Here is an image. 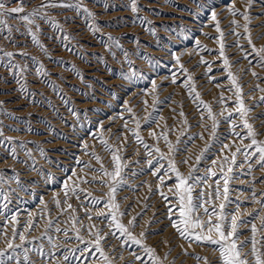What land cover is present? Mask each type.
Wrapping results in <instances>:
<instances>
[{
    "label": "rangeland",
    "instance_id": "1",
    "mask_svg": "<svg viewBox=\"0 0 264 264\" xmlns=\"http://www.w3.org/2000/svg\"><path fill=\"white\" fill-rule=\"evenodd\" d=\"M23 2L25 12H30L43 0ZM6 3L10 7L17 6V0H6ZM84 3L104 25L100 33L89 31V21L82 13L55 8L46 10L48 17L58 22L63 31L48 19L37 17L34 24L28 25L19 19L8 18V24L13 28L11 37L4 39L8 35L6 29L0 34V49L15 54L9 60L0 52V102L3 104L0 125L4 133L0 138L3 140L0 173L4 174V180L0 181V233H3L0 249L6 248L5 237L12 239L15 228L17 233H23L32 241L25 247H43V258L34 250L29 252L33 264H102V258L94 248L91 253L84 251L81 255L80 250L86 245L76 239L72 218L76 217L75 226L86 242L95 238L90 234L89 226L94 225L92 233L115 231L109 229L104 216L96 215L97 211L108 213L104 201L109 189L106 183L102 186L101 181H107V177L98 174L100 163L91 153L95 152L109 171L113 169L111 154L99 142L103 138L112 149L119 150L122 163L127 164L123 172L126 183L116 191L120 211L126 213L121 222L127 224L135 217L137 227L133 234L139 237L144 231L146 245L154 248L161 259L167 255L164 264H203L196 256L206 257L209 264H219V253L213 251L214 245L180 237L172 228L168 209L172 207L175 211L178 206L167 204L161 197L160 191H163L174 201L168 187L162 186L158 177L169 171L163 179L166 185L173 186L175 177L168 170V160H161L159 153L153 151L159 147L167 156L169 149L162 138L157 140L151 133L159 136L162 131L173 129L168 133V139L175 148L171 158L177 168L185 176L191 167L199 168L194 175L201 179L192 190L193 202L203 204L196 212L197 216L208 219L204 208L218 215L223 212L229 220L236 214L241 225L238 229L240 241L251 236L249 221L255 223L257 239L260 238L261 221H253V216L258 211L264 215V169L255 163L258 153L245 161L244 156L236 152L237 148L252 152L254 147L246 148L250 139H242L247 129L236 111L235 93L239 87L244 105L250 109L245 118L258 133L257 139L264 141V102L260 99L264 96L260 91L264 89V67L247 39L250 34L257 49L264 47V0H254L248 10L250 33L244 30L243 16H233L230 11L235 8L238 13H243L247 0H138V7L142 9L138 14L130 11L129 0H84ZM212 10L217 13L221 32L216 31ZM29 29L36 33L51 59L33 43ZM65 34L70 38L65 39ZM109 35L119 39L123 51L115 45H111L110 50L106 47L110 42L104 38ZM221 43L224 45L223 57L220 56ZM32 57L44 65L50 74L48 77L36 75L38 65ZM12 64L20 65L26 71L21 73L12 68ZM229 72L236 77V86L232 84ZM188 75L219 121L215 138L210 135L212 121L207 111L183 86ZM25 83L27 90L21 91V85ZM221 96L224 103H220ZM154 99L157 101L155 108ZM181 111L184 117L179 115ZM229 112L232 113L231 122L225 119ZM149 116L150 120L146 122L145 117ZM185 118L186 128L182 125ZM233 125L236 126L234 131ZM182 128L184 134L180 135ZM133 131L139 133L148 148L137 141ZM177 136H180L179 143ZM21 143L24 148L20 147ZM206 147L207 151L196 165V156ZM13 148L16 159L10 155ZM232 153H236L234 165ZM225 157H228L227 163H224ZM149 159L153 161L151 167L147 163ZM184 160L188 163H183ZM157 169V175H153ZM225 173L231 178L227 199L222 179ZM66 184L69 189L76 188L78 196L69 192L66 197ZM217 189L219 197L216 196ZM201 192L204 195L199 198ZM92 197L100 203L93 205ZM68 204L72 205L71 209ZM221 204L225 206L223 209ZM176 218L173 215L172 219ZM212 220L215 223L217 216ZM49 221L52 227L48 226ZM56 228L61 231L57 232ZM65 229L67 237L64 236ZM116 236H120L119 232ZM49 237L60 247L52 249ZM124 239L108 235L107 240L101 241L105 253L115 256L113 264H139L130 255L132 252L140 255L146 264H152L138 245L129 242L121 248ZM13 243H21L18 236ZM73 248L77 249L75 255L64 261L63 253ZM250 250L251 244L244 248L245 253ZM16 251L22 261V249ZM120 255L123 260L119 259ZM248 259L251 261L252 257ZM6 264H15V260Z\"/></svg>",
    "mask_w": 264,
    "mask_h": 264
},
{
    "label": "snow or ice",
    "instance_id": "2",
    "mask_svg": "<svg viewBox=\"0 0 264 264\" xmlns=\"http://www.w3.org/2000/svg\"><path fill=\"white\" fill-rule=\"evenodd\" d=\"M254 0H247V4L245 6V11L243 13H238V11L235 8H231V14L233 16L236 15H242L243 19L246 21L244 25V30L246 33H250V29L248 27L251 18L248 14V10L251 8ZM106 7V6H105ZM130 11L134 14H138L142 9L138 7V0H129L128 5ZM26 5L24 4L23 0H17V6L10 7L8 3H6V0H0V26H3L2 29H0V34H2L3 30H7L8 35L4 36V39H10L11 33L13 32V28L8 24V18L12 19H19L21 21L26 22L28 25H32L35 22V18L39 17L41 19H48L49 23H51L54 27L60 29L63 31L61 26L58 24V22L51 20L48 17L47 9H55V8H62V9H71L75 10L77 14H83L84 18L89 21L87 24V27L89 31H91L93 34H97L101 32V29L104 25H101L97 21L96 15L89 10L88 7L85 6L84 0H43V2L36 8H33L30 12H25ZM22 14V15H21ZM211 18L213 21L216 22V31L221 32V29L219 27L220 21L218 19L217 13L215 10L211 11ZM143 22V19H142ZM235 23V21H233ZM19 31V29H17ZM29 32L32 37V41L35 45H37L43 52V54L48 58L51 59V55L49 54L47 48L44 47V45L40 44V41L37 39V35L35 32H32L31 29H29ZM222 35V33H221ZM65 39H69L70 37L65 34ZM106 39L108 42H110L109 45H106V47L109 48L111 45H115L117 48H121V44L118 38L112 37L111 35L107 36ZM248 43L252 46V51L255 53V55L258 57L259 62L262 67H264V47H261L257 49L255 45L252 43L250 34L247 37ZM14 43V41H12ZM197 47H200L199 41H196ZM220 56H224V45L221 43L220 45ZM123 51V49L121 48ZM0 52L3 53V56L11 58L15 55L12 52H6L3 49H0ZM20 55L24 56L27 55L26 53H20ZM114 55V53H113ZM125 56H127V52L124 53ZM32 60L34 63H36L38 66L36 68V75L38 77L46 78L50 74L45 70L44 65L38 61H36L35 57H32ZM177 62H179V58L177 57ZM203 62V61H201ZM57 63H62L61 61H57ZM224 64L227 67L228 61L225 58ZM12 68H17L21 73L26 71L24 67H21L20 65L12 64ZM181 68L183 69V65H181ZM73 71H75V68H73ZM185 73H187V69H183ZM253 76L256 75L255 72L252 73ZM79 76V73H77ZM134 75V73H133ZM229 78L234 86H236V77L232 75L231 72L228 73ZM127 78V77H126ZM19 83L20 81L17 80ZM175 78H173V83H175ZM189 94L192 96L194 101H198L199 105H202L203 108L207 111L208 118L212 121L211 124V132L210 135L212 138H215L216 130L219 124V121L217 120L216 116L213 114L212 108L209 104L204 103V101L201 99L199 92L196 91L195 88V82L193 81L191 75L187 76V80L184 82L183 85ZM53 87H55L53 85ZM155 83H153V88L155 89ZM21 91H25L26 89V83L21 85ZM260 91L264 92V89H260ZM236 111L239 113V117L243 123V127L247 129V133L245 137L242 139H250V143L246 145V148H253L254 151L247 152V151H241L240 148L236 149V152H240L241 155L244 156L245 161H248L251 159L252 156H256L258 153V157L255 161V163L259 164L262 169H264V141L258 140L257 135L258 133L254 130L252 125H250L245 118L250 111V109L246 108L243 102V99L241 98V89L239 87H236ZM261 101L264 102V96H262ZM156 100H153V107L155 108ZM145 104L147 101L144 102ZM220 103H224V97H220ZM3 107L2 102H0V108ZM131 111V109H129ZM181 117H184V112L181 111L179 113ZM220 115H223V112L220 113ZM232 117V113L229 112L228 116L225 117L226 120H229V118ZM162 119V117H161ZM203 119V117H202ZM149 117H145V121H149ZM229 122H231L229 120ZM187 119L185 118L182 121V125L184 128L187 127ZM137 129L140 128L139 121L136 122ZM235 125H233V131L235 129ZM170 131H173V129H167L165 131H162L159 136H157L155 133H151V135L155 136L157 140L163 139L169 149V154L166 156L165 153H163L159 147H155L153 149L154 152L159 153L160 159L168 160V170H170V173L174 174V186L173 185H166L163 179V176L169 175V171H165L162 176L158 177V180L160 181V184L162 186L168 187V192L172 194L173 200H170L169 197L163 192L160 191L161 197L167 202V204L171 205L175 203V205L178 206V208L174 211L172 207H169L168 209V218L171 221L172 228L175 229L176 233L185 239H188L191 237L198 243H204L208 245H214L213 251H217L219 253V264H264V215H262L259 211L255 213L253 216V221L256 219H259L261 221V228L259 231L261 232V236L259 239H257V232L258 229L254 222L249 221L248 223L251 224L250 232L251 236L248 240H245L243 242L240 241V235L238 229L241 226L240 223L237 220V215L232 214L231 219L229 220L227 215L223 214L221 212L219 215L215 212H209L207 208H204V215L208 217L207 220H204L202 217H199L196 215V212L199 208L203 207V204H197L193 202V196H192V190L194 187L198 185L200 182L199 177L195 176L194 173L199 171L198 167H191L189 174L187 176L183 175L179 169L177 168L175 164V160L171 158V154L175 151L174 145L172 142L168 139V133ZM184 131L183 128L181 129L180 135H183ZM133 135L139 141L145 148H148L149 146L144 143L143 139L140 137L139 133L137 131H133ZM236 135H239L238 133ZM4 136L3 133V127L0 125V138ZM200 138L203 139V135H200ZM101 145L105 148L106 151H108L112 156V162H113V169L109 171L103 163L101 162V158L96 155L95 152L91 153V156L97 160L98 163H100V169L97 170L98 174L107 177V181H101V184H107L108 192H107V199L104 201V207L108 209V213L106 214L103 211H97L96 215L97 217L104 216L108 221V227L109 229H115V231H110L107 234H103L100 230H97L95 233L91 232V229L94 227V225L89 226V232L90 234L94 235V240L91 241H84L83 237L80 235V230L75 225L78 222L76 217H73V228L76 231V239L80 241L81 243H85L86 248L81 249V255L84 254V251H88L91 253L92 248L95 249V252L100 254V257L102 258V264H113L115 260V256H109L105 253L104 248L101 245V241L107 240V236L111 235L115 237L116 239H120V237H124L125 239L121 242V248H124L126 244H135L138 245L143 249V252L148 256V258L151 260L152 264H164V261L167 259V255L161 259L156 254V251L154 248L149 247L146 245L144 238L146 236V233L144 231H141L139 234V237L133 234V230L135 227H137L136 224V218L133 217L128 221L127 224H124L121 222V217H123L126 213L120 211V204L116 200V191L117 188H119L121 185L126 183V177L123 175L124 168L127 167L126 163H122V157L118 155L119 150H114L112 147L108 144L107 141H105L103 138H100ZM180 142V136H177V143ZM3 143V140H0V144ZM9 143L11 141L9 140ZM21 148H24V144H20ZM87 148V145H85ZM224 148H228V145H223ZM207 151V147L202 150L197 156H196V165H199L201 158L204 156V153ZM10 155L14 159H16V150L15 148L12 149ZM28 155H31V153H28ZM149 156L152 155L151 152L148 153ZM236 159V153H232V160L231 163L234 165ZM228 162V157H225L224 163ZM148 165L151 167L153 165V161L149 159L147 161ZM183 163H188L187 160H184ZM216 161H213V164H215ZM161 167H163L161 165ZM242 167V165H241ZM157 169L153 172V175H157ZM210 171V170H208ZM221 171H223V165H221ZM228 171L231 172L232 168L229 167ZM249 171H251V165L249 166ZM75 175V173H73ZM212 175H215V173H212ZM95 180V177L93 178ZM224 180V195L225 199H227L228 194V182L230 177L225 175L222 177ZM4 180V174L0 173V181ZM87 183V181H82ZM191 182V183H190ZM17 183L19 181L17 180ZM219 183V181H217ZM66 191L65 196H68L69 192H72L73 195H77L76 188L69 189L67 184L65 185ZM83 191V189H81ZM91 196V193L88 194ZM204 195L203 192L200 193V197L202 198ZM216 196L219 197V190H216ZM198 198V199H199ZM5 199H7V194H5ZM253 201L256 202L255 193H253ZM56 203L59 205L60 201L57 200ZM91 203L93 205H98L100 203V200L96 197H92ZM6 206V205H5ZM225 206L223 204L220 205V208L223 209ZM264 207V205H262ZM68 208L71 209L72 205L68 204ZM73 211H75L73 209ZM173 215H175L177 218L172 219ZM249 215H252L249 213ZM213 216H217V220L214 223L212 220ZM15 218L13 217V220ZM88 219L91 220L92 216L89 215ZM49 227H52V222L49 221ZM57 232H60V228H56ZM116 232H119L120 236H116ZM0 235H3V233H0ZM18 236L20 240V244H14L13 240L16 239ZM64 236H68V231L64 230ZM6 239V248L0 249V264H6V262H10L15 260V264H33V261L29 257L30 251H36V253L40 257L45 256V252L43 247H38L36 249H30L28 247H25V244H31L32 241H29L26 239L25 235L23 233H17L16 229L14 228L12 231V239ZM48 243L52 246V249H57L60 247L57 243H55L51 237L48 238ZM249 244H251V250L248 253L244 252V248L248 247ZM17 249H22L23 251V260L21 261L20 254L16 251ZM9 250H11L9 254ZM77 249L73 248L69 252L63 253V260L68 261L70 258V255H75ZM114 251V250H113ZM51 255L54 257L55 252L53 251ZM130 255L135 257V262H139V264H146V262L143 260V258L136 254L135 252L130 253ZM252 257L251 261L248 259V257ZM197 261H203V264H209V261L206 257H195ZM119 259L123 260V255H120Z\"/></svg>",
    "mask_w": 264,
    "mask_h": 264
}]
</instances>
